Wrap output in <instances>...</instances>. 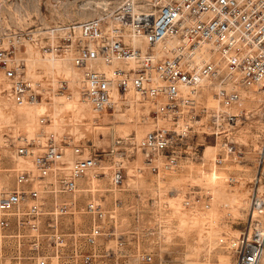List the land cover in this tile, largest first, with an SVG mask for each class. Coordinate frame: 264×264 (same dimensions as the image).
Returning a JSON list of instances; mask_svg holds the SVG:
<instances>
[{
    "label": "built area",
    "instance_id": "built-area-1",
    "mask_svg": "<svg viewBox=\"0 0 264 264\" xmlns=\"http://www.w3.org/2000/svg\"><path fill=\"white\" fill-rule=\"evenodd\" d=\"M41 3L0 0V9L9 4L7 19L28 21L38 18L34 10ZM63 28L69 30L61 48L72 53L71 60L81 68L78 88L93 111L115 109L118 102L129 106L132 96L148 107L143 117L151 120V128L142 135L118 134L110 149L102 151H96V142L89 138V154L87 145L72 139L59 143L51 134L39 146V139L27 136L17 153L32 157L34 167H14L13 185L0 189V264L24 256L25 248L33 264H90L113 215L103 197L91 196L79 205L81 192L87 191L80 187L91 183V174L101 166L112 172L113 184L121 186L128 157L137 171L164 178L205 152L193 145L200 136L214 137L220 146L216 159L224 162L237 151L233 133L243 112L224 113L222 107L241 101L245 89L264 85V0H114L98 14ZM42 32L15 31L13 47L2 46L3 37L11 33L0 32V74L5 77L0 92H8L15 103L40 101L49 91L28 77L19 55L24 41ZM59 80L58 92L70 88L68 80ZM204 122L212 129L197 131ZM70 151L72 160L66 158ZM107 153L117 158L103 165ZM252 183L245 225L228 243L238 264H262L264 258V149ZM186 202L193 203L191 198ZM77 210L89 218L86 241L91 248L81 259L77 246L70 255L64 253L67 241L60 231L61 223L73 219L70 214ZM9 243L15 245L11 253ZM145 255L138 252L137 259L145 260Z\"/></svg>",
    "mask_w": 264,
    "mask_h": 264
},
{
    "label": "rangeland",
    "instance_id": "rangeland-1",
    "mask_svg": "<svg viewBox=\"0 0 264 264\" xmlns=\"http://www.w3.org/2000/svg\"><path fill=\"white\" fill-rule=\"evenodd\" d=\"M97 1L42 0L41 6L37 5L34 10V16L37 15L38 18L28 21L7 19L5 16L11 6L2 5L0 32L11 33L3 37L2 46L13 47L15 31L23 29L30 32L31 29L35 31L38 28L43 32L27 38L20 47L19 55L24 59L28 55L26 49L28 45H31L38 48L41 54L53 51V55L63 56L68 52L62 50L61 43L69 29L60 28L70 25L76 19L98 14L106 3L114 0H99L100 4ZM12 8L16 9L17 6L12 5ZM53 29L56 30L53 31ZM43 45L46 48L42 47ZM66 55H72V53ZM70 64L75 65L71 59ZM29 69L27 65L28 77L32 79L29 76ZM75 69L79 72L80 78L81 68L75 66ZM37 71L41 72L39 81L42 84L47 83L44 86L49 91L44 92L41 101L48 105L49 111L37 115V127L31 134L16 136L18 129L23 125L16 119L11 123H0V149L3 151L0 154L2 189L13 185L14 167H34L32 157L17 153V146L24 142L27 136L39 139L41 143L38 144L39 146L45 145L49 136L53 134L59 143H64L65 139H72L73 142L82 143L89 148L88 144L91 142L89 138H92L96 142V151H102L103 148L110 149L112 140L118 134H126L130 131H136L138 135L144 134L146 129L143 126L151 122L150 119H144L143 112L146 110L143 106L125 105L119 110L109 109L110 113L106 117L102 116L104 111L98 113L95 116L96 119L99 121L105 119L108 126L97 128L98 126L92 124L95 122L93 118L67 113L64 104H59L58 100L53 97L57 94L53 89L57 88L56 91H58L57 86L60 80L57 79V84L54 85L52 82L54 80L46 71L45 63L38 64ZM57 77L60 78V74ZM79 78L76 77L74 82L70 83L74 85ZM65 79L70 81L68 78ZM257 87L259 85L244 91V101L237 109L243 112V115L239 116V123L234 127L233 135L238 146L236 153H232L227 160L215 167L211 159L218 155L220 149L215 151L210 147L211 150L207 156L202 152L195 159L185 160L180 168L165 174L164 178H158L157 174L149 170L137 171L134 169L135 161L133 162L128 157L125 158L126 178L121 186L113 184L110 170L103 171L105 168L101 166L98 168V178L95 183L101 190L82 191L79 205L84 204L85 200L91 196L103 197L113 215L109 216L110 218L106 221L109 227L99 238L93 261L90 264H238L237 253L228 243L232 237L240 233L245 225L253 187L252 181L260 165V155L264 149V99L256 97L257 93L254 89ZM62 92L75 98L79 90L65 87L60 90V93ZM2 95L6 96V100L1 99ZM79 96L82 97L80 92ZM10 97L8 92H0V105L3 111L18 105ZM30 105L34 104L30 103ZM235 105L237 103L233 104L231 109L235 110ZM116 111H133L137 114L135 120L124 123L120 122V117L115 114ZM45 115L48 119L42 120ZM62 117L66 121L65 127L55 128V120ZM73 121L80 126L78 131L72 130ZM209 143H214L213 136L207 138L200 136L193 145L202 150ZM102 157L103 160L100 163L110 165L114 163V157L116 159L117 154L107 153ZM66 158L72 160L75 155L70 151ZM214 168L224 174L223 183L229 191L247 193L245 201L237 204L236 210L232 207L233 203L226 205L225 202H221L218 204L219 207L216 206V203L212 201L214 200L213 192L204 185H196L195 179L200 177L201 170L209 173ZM231 175L236 176L237 179L231 180ZM188 198H191L192 204L186 202ZM216 207H218V213ZM70 215L73 219H65L68 223L63 222L60 225V231L64 233L65 241H67L64 253L70 255V249L77 246V257L81 259L82 253L91 248L86 241L89 218L82 210H77ZM7 249L11 253L15 250V245L9 243ZM24 250V256L4 260V264H33V260L29 258L30 251L27 248ZM138 252L146 253L145 260L137 259ZM262 264H264V258Z\"/></svg>",
    "mask_w": 264,
    "mask_h": 264
},
{
    "label": "bare ground",
    "instance_id": "bare-ground-1",
    "mask_svg": "<svg viewBox=\"0 0 264 264\" xmlns=\"http://www.w3.org/2000/svg\"><path fill=\"white\" fill-rule=\"evenodd\" d=\"M97 2H98V4L101 3L99 0ZM172 46L173 45H170L169 48H172ZM22 52H25V51H22ZM26 52H28L27 53L28 55L24 59H25V63L30 67L28 72L30 73L29 76H31L32 79H35V81L39 80V77L41 76V72L37 71V66L40 63H45L46 71L48 72L50 77L54 80V81H52V82H54V85L57 84L56 83L57 79L59 80L62 78L64 80H67L65 78H68L70 80L69 86L72 88V90H74L75 88H78L76 86H78L79 80H77L74 85L71 84L74 82L73 80L76 79V77L79 78L78 77L79 72L75 69V65L70 64V59L72 58L71 55L65 54L63 56L57 57V56L53 55L52 52H49V51H46V52L41 54L38 51V48H34L31 45H28ZM59 74H60V78L57 77ZM61 75H62V77H61ZM4 80H5L4 75L0 74V83H2ZM44 84L47 85V83H44ZM251 88H254V86L249 87V88L245 89L244 91H246V90L248 91ZM56 90H57V88L53 89V91H55L59 95L56 94V95H53V97H55L56 100H58L59 104H64V107H65L67 113H72V114L78 115L79 117L87 116L89 118H93V120L95 122L92 124H95L96 126H98L97 128H100V127L103 128V127L108 126V125H106L105 119L101 120V121L96 119L97 117H95V116L98 115V113L94 112L93 109L91 108V106L81 96H79V92H80L79 88H78L79 92L76 93L77 96L75 98H71L66 93H64V92L60 93ZM254 90H255V93H257L256 97H258V99H264V85H261V86L255 88ZM244 98H245V95H244ZM244 98L241 101L237 102V105H235V110L231 109L230 107L223 106L222 112H224V113L229 112V113L240 115L241 111L237 110V109L239 108L238 106H240V104L244 101ZM1 99L6 100V96L2 95ZM28 104L27 103H21V104L18 103L17 106H13V108H11L9 110L7 109L5 111H3L4 109L0 105V123L1 122H7V123L10 122L11 123V121L14 119L23 123V125H21L20 128L18 129L16 136H22L23 134H26V133H30V134L33 133L32 132L33 129L35 127H37L36 126L37 115L40 113H44V112L49 111L48 105L45 102L43 103V101H41V100L35 101L33 103L34 105H30V103H28ZM129 106L140 107L142 105H140L139 102L135 101L131 96ZM119 108H122V106L118 102L115 109L119 110ZM147 108H148L147 106H144V109L147 110ZM109 113H110L109 110H105L102 116L106 117L107 114H109ZM115 114L118 115V117H120V122L125 123V122H131V121L135 120V118H136L135 115L137 113L134 114L133 111L132 112L131 111H128V112L116 111ZM239 119H238V123H239ZM73 123L74 124H72V130L78 131L80 129V126L77 124L76 121H73ZM65 125H66V121L63 117L56 119L54 122V127L57 129H62L65 127ZM143 128H145L147 131L149 128H151V124L146 123V125H144ZM211 129H212L211 125L207 122H204V123L199 124V128L197 129V131H207V130H211ZM105 142H107V141H105ZM210 147L215 149V151L218 148L220 149V146L218 144L209 143V144H207L205 152H204L205 156H207L210 153V151H209V150H211ZM86 148H87L86 154H89L91 152V150L88 146ZM2 152L3 151L0 150V154ZM228 158L229 157H227V159ZM211 161H212L211 163L214 167L217 164H219V162L215 156L212 157ZM224 177L225 176L223 173L218 171V169L214 168L209 173H206L205 170L204 171L201 170L200 177L196 178L195 180H196V185H204L209 190H211L213 192L212 197L214 198V200L212 199V201L216 203V206H218V204L221 202H225L226 205L233 203L232 207L235 208V210H236L238 208L237 204H241L242 202L245 201V199H246L245 196L247 193H245V192L240 193L237 191H229L223 183ZM96 178H98V177H97V173L95 171L90 176L91 183H89L87 185H82L80 188L81 189L83 188L84 190H87V191H93V192H95L97 190H101L100 188L97 187V185L95 183ZM2 188H3V186L0 185V189H2ZM209 197H210V194H209ZM210 200H211V197H210ZM218 207H216L217 213L219 212Z\"/></svg>",
    "mask_w": 264,
    "mask_h": 264
}]
</instances>
